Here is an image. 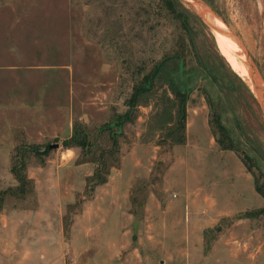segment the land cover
Segmentation results:
<instances>
[{"label": "rangeland", "instance_id": "374dc122", "mask_svg": "<svg viewBox=\"0 0 264 264\" xmlns=\"http://www.w3.org/2000/svg\"><path fill=\"white\" fill-rule=\"evenodd\" d=\"M180 1L190 30L186 140L176 141L177 99L158 83L114 145L105 124L129 110L138 80L180 49L183 19L163 0H0V191L19 183L13 161L26 164L34 185L8 194L1 211L64 207L63 264H264L261 99L203 15ZM203 1L241 36L264 80V0ZM218 122L234 149L221 148ZM76 128L89 146L66 145ZM101 159L108 180L92 190ZM201 191L220 207L194 220L198 242L179 243L189 230L177 208ZM159 204L172 208L164 214Z\"/></svg>", "mask_w": 264, "mask_h": 264}, {"label": "crops", "instance_id": "0c3cea01", "mask_svg": "<svg viewBox=\"0 0 264 264\" xmlns=\"http://www.w3.org/2000/svg\"><path fill=\"white\" fill-rule=\"evenodd\" d=\"M196 196L198 197L187 194V204L177 208V212L182 215L178 223L189 230V234L179 243L198 242L200 237L190 232V229L197 227L194 220L198 216L201 217L204 211L220 207L219 200L215 199L214 195H211L212 200L210 195L208 193L204 195L203 191L196 193ZM203 199L207 204H202ZM158 206L156 209L164 214L169 213L172 208V206L165 208L160 204ZM147 208L150 209L149 206ZM63 218L64 207L54 204L39 205L35 210L18 208L12 212L1 211L0 264H31L35 261L38 264H63L62 255L65 249ZM208 224L209 222L205 227ZM163 228L170 229L168 219L164 220ZM157 244H162L161 240ZM41 247H44V250L40 249ZM162 260L163 258L160 259L161 262Z\"/></svg>", "mask_w": 264, "mask_h": 264}, {"label": "trees", "instance_id": "16d2710c", "mask_svg": "<svg viewBox=\"0 0 264 264\" xmlns=\"http://www.w3.org/2000/svg\"><path fill=\"white\" fill-rule=\"evenodd\" d=\"M163 8L168 10L172 15L176 18L180 17L183 19V28L185 29V34L181 35L180 41V49L175 52L173 55H167L156 64L144 75L143 78L138 80V82L134 85V91L132 93L131 98L128 100V104L130 105L129 110L118 119L113 122H107L104 128L109 132L110 139L113 140V144L117 145V134L118 130H121V127L125 122H129V117L133 115L132 110L140 105V100L143 96L147 97L154 93V88L158 83L162 85H167L168 90L176 97L177 104V114L178 119V127L182 131L181 135L177 138V143H184L186 140V117H187V109H186V101L190 94L191 87L189 86V80L186 79V75L188 74V69L186 67V59H187V51L186 48L189 46L187 42L189 26L188 19H185L187 15V8L180 0H163ZM179 41V42H180ZM175 107V108H176ZM173 120V118H171ZM220 125V133H222L223 137L218 138L222 149H234L233 144L225 143L224 139H229L227 134L225 133V128L218 122ZM174 134V133H172ZM89 138L88 133L84 129H75L74 135L66 141V145L69 147L71 145L77 144L82 146L83 148L89 146ZM108 153V152H107ZM102 158H104V154H102ZM26 164L22 161L14 162L12 164V172L16 176L18 180V184L15 188H8L0 191V212L4 206V202L8 194L14 196H22L27 193V191L33 193L34 185L33 180L26 173ZM109 173V164L104 159L99 161L98 167L96 168L93 175L88 177L87 186L92 190L95 189L97 185L105 183L108 178L107 174ZM256 190L262 194L264 197V191L256 186ZM264 211V210H263Z\"/></svg>", "mask_w": 264, "mask_h": 264}, {"label": "bare ground", "instance_id": "6f19581e", "mask_svg": "<svg viewBox=\"0 0 264 264\" xmlns=\"http://www.w3.org/2000/svg\"><path fill=\"white\" fill-rule=\"evenodd\" d=\"M201 6L202 5L200 4V7ZM203 7L205 6H202L201 8L203 9ZM204 9L205 10L202 11L206 17L205 20L210 24L212 31L216 35L221 50L229 59L233 68L247 81L253 91L257 93L256 85L253 82L251 67L249 66V63L242 53V47L237 42V40L233 38L229 31H227L224 22L221 21L218 17H215L209 9ZM212 20L216 21L219 26L213 24V22H211ZM258 81L260 87V90L258 91L260 93L259 96H261L260 99L264 101V82L259 78Z\"/></svg>", "mask_w": 264, "mask_h": 264}, {"label": "water", "instance_id": "95a60500", "mask_svg": "<svg viewBox=\"0 0 264 264\" xmlns=\"http://www.w3.org/2000/svg\"><path fill=\"white\" fill-rule=\"evenodd\" d=\"M185 1L188 2L193 8H195L199 13H201L204 18H206V17H205V15H204L202 10H205L204 8H207L214 14L215 17H218L221 21L224 22L225 28L227 29V31H229V33L233 36V38H235V40H237V42L242 47V53H243L244 57L246 58L247 62L249 63V66L251 67V71H252V74H253V82H254V84L256 85V88H257V93L255 92V94L257 95V97L260 100L261 96H259L260 93L258 92L260 90L258 78L260 80H262L263 82H264V80L261 77L259 71L257 70V68H256V66H255V64H254V62H253V60H252V58L250 56V53L248 52L244 42L241 39V36L234 30V28L227 22V20L225 18H223L215 9H213L211 6L206 4V2H204L203 0H185ZM199 3L202 6H205V7H203V9H202L201 8L202 6L200 7ZM200 9H202V10H200ZM211 22H213V24L218 25L216 23V21H214V20H212ZM260 103H261V106H262V108L264 110V105L262 104L261 100H260ZM56 146H57V144L51 145L50 147H56Z\"/></svg>", "mask_w": 264, "mask_h": 264}]
</instances>
